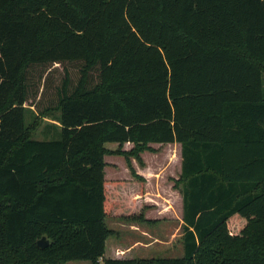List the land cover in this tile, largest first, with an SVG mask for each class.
<instances>
[{
	"label": "trees",
	"instance_id": "trees-1",
	"mask_svg": "<svg viewBox=\"0 0 264 264\" xmlns=\"http://www.w3.org/2000/svg\"><path fill=\"white\" fill-rule=\"evenodd\" d=\"M65 62L77 83L28 103L30 68ZM54 112L53 136L32 137ZM154 143L180 151L183 255H107V217L162 218L112 198L143 194L133 160ZM107 156L130 176L107 179ZM76 259L264 264V0H0V264Z\"/></svg>",
	"mask_w": 264,
	"mask_h": 264
},
{
	"label": "rangeland",
	"instance_id": "rangeland-1",
	"mask_svg": "<svg viewBox=\"0 0 264 264\" xmlns=\"http://www.w3.org/2000/svg\"><path fill=\"white\" fill-rule=\"evenodd\" d=\"M79 67V62L34 65L31 67L29 70L31 98L28 103L34 101L38 102L40 106H45L52 101H56L57 92L66 79H68L70 87L77 83L80 76ZM92 76L96 80L97 72L93 71ZM57 115H59V112L47 116L40 115L38 118L39 126L33 132L32 137L38 139L51 138L53 135L48 131L53 130V128L50 123H54L53 118ZM33 119L30 118V120ZM151 145L156 148V152L146 151L142 154L145 166H140L135 159L133 160L136 170L147 179L143 186V194H140L142 183L136 191H133L128 183H125L123 184L124 187L123 185L120 186V190L112 188V198L115 199L117 204L116 211L132 213L141 208L142 205H146L152 211L151 215L153 217L160 216L162 218L159 224L149 226L117 217H107L108 227L118 234L107 239V255L111 249V244L119 243L126 246L138 239H144L145 236L141 231L143 229L162 240L161 242L157 240L159 242H155L152 247V250L155 249L152 253H156V256L169 257L179 254L178 245L181 243L179 234L183 231L180 220L182 202L179 191L172 187V179L178 178L180 174V151L175 144L161 145L154 143ZM107 160L116 166L106 167L105 177L107 179L130 176L124 157L113 156L108 157ZM141 251V248L133 247V251L125 250L123 256L133 253V257H138ZM181 254L183 255V251H181ZM64 264H92V262L89 259H76L67 261Z\"/></svg>",
	"mask_w": 264,
	"mask_h": 264
},
{
	"label": "crops",
	"instance_id": "crops-1",
	"mask_svg": "<svg viewBox=\"0 0 264 264\" xmlns=\"http://www.w3.org/2000/svg\"><path fill=\"white\" fill-rule=\"evenodd\" d=\"M181 220V224L183 223L182 219ZM160 221L154 223V224H147V223H140V224H146V225H157L159 224ZM139 230V229H138ZM145 236L144 239H138L136 241H134L132 244H130L131 247H137V248H141L142 251L140 254H138V257L140 258H152V257H156V253H152L155 251V249L152 250V247L154 245L155 242H161L162 240L158 239L157 237H154L150 232H148L147 230H141ZM182 234V233H181ZM181 234H179V236L181 237ZM159 240V241H157ZM141 246V247H140ZM178 249H179V254L175 255L173 257H179L182 256L181 251H183V246L182 243H180V245H178ZM144 252V253H142ZM171 257V256H169ZM102 264V261H101Z\"/></svg>",
	"mask_w": 264,
	"mask_h": 264
},
{
	"label": "water",
	"instance_id": "water-1",
	"mask_svg": "<svg viewBox=\"0 0 264 264\" xmlns=\"http://www.w3.org/2000/svg\"><path fill=\"white\" fill-rule=\"evenodd\" d=\"M49 241L46 239V236H42L39 240H38V245L41 247H44L46 245H48Z\"/></svg>",
	"mask_w": 264,
	"mask_h": 264
}]
</instances>
